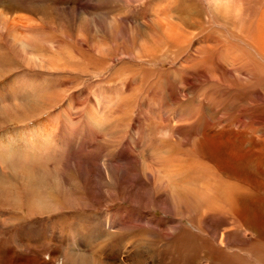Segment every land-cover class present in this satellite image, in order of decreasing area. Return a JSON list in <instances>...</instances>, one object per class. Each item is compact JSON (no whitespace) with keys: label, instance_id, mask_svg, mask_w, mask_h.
Segmentation results:
<instances>
[{"label":"rangeland","instance_id":"obj_1","mask_svg":"<svg viewBox=\"0 0 264 264\" xmlns=\"http://www.w3.org/2000/svg\"><path fill=\"white\" fill-rule=\"evenodd\" d=\"M263 10L264 0H0V264H147L154 252L164 264L158 236L173 222L198 242L184 259L176 246L169 264H262L264 194L252 187L253 230L221 246L235 226L201 232L169 186L198 188L204 170L223 185L207 157L227 138L254 142L256 155L250 168L243 155L224 165L240 179L231 190L262 185ZM124 220L155 234L120 230Z\"/></svg>","mask_w":264,"mask_h":264},{"label":"bare ground","instance_id":"obj_2","mask_svg":"<svg viewBox=\"0 0 264 264\" xmlns=\"http://www.w3.org/2000/svg\"><path fill=\"white\" fill-rule=\"evenodd\" d=\"M264 11V10H263ZM263 12H261L262 14ZM18 29V28H17ZM259 33H258V41L259 44L261 46V48L264 50V17H262V21L259 24ZM254 130H252L253 132ZM244 133V132H243ZM235 134V133H234ZM224 145L220 148H218V150H212L210 157H207L208 159H210L213 163L214 166L220 171H221V175L220 176L225 183H223V185H220L217 181L212 182V180L210 179V175H209V171H203L204 173H206V175L201 174V176L199 177V181H201V185L198 188H195L193 190H187V186L183 185V184H187V183H178L177 185H172L169 186V188H171L172 191H174V198L172 200H174L175 202H177L181 208V214L185 215L188 214L190 217L194 216V220L196 221V224L199 227V230L201 232H204V230L206 231L205 228H208L210 225L212 226V224L215 221H222V223H220V225H234L235 228L234 230L226 233V235L222 236V241L220 243L219 241V245L223 246H229V244L232 242V237L231 235H238L243 236L244 235V230H249L252 231L253 230V226L255 225V221L253 219V216H251V214L254 212L253 208L254 206H252V200L251 198L253 197L254 191H256V189L258 190V194H260L261 196L264 194V181L262 183V185L260 186H253L251 185V183H249L248 186L249 188L247 190L244 191H240L238 190V188L236 189H232L231 188L235 185L238 186V184L236 183V181H239L240 179L235 177L230 171L226 170V168L224 167V165H232L233 163H236L234 161V157L236 155H243V159L240 160L239 162H237V164H243L245 163L246 165L249 166V168L252 166V164L255 161L256 155L254 154V142H251L250 140H231L229 138H227L224 143ZM250 149L251 152H248ZM257 158H260L259 160L264 159V150L260 151L259 154L257 155ZM209 161V162H211ZM209 164V163H208ZM208 164H204L202 163V167L203 168H209L211 167L209 165V167L207 166ZM236 164V165H237ZM206 165V166H205ZM212 165V164H211ZM244 165V164H243ZM198 166V165H197ZM247 166V167H248ZM200 168V167H199ZM176 169V168H175ZM202 169V168H200ZM203 170V169H202ZM198 171V172H197ZM194 172H197V174H199L200 170H196ZM211 172V171H210ZM212 172H217V170H215V168L212 169ZM208 173V174H207ZM228 178V180H226V177ZM178 176V175H177ZM263 179H264V172H263ZM126 177V176H125ZM191 177V176H190ZM194 177V176H193ZM198 178V176H197ZM180 179V177H179ZM195 180V179H194ZM197 180V179H196ZM195 180V181H196ZM234 180V181H233ZM236 180V181H235ZM244 180V179H243ZM186 182V181H185ZM235 182V183H234ZM26 184H29L26 182ZM181 184V185H179ZM222 184V183H221ZM170 185V184H168ZM251 185V186H250ZM30 186V184H29ZM34 186V185H33ZM231 186V187H230ZM240 186V185H239ZM256 188L253 191V188ZM168 188V187H167ZM241 188V187H240ZM26 189V188H25ZM239 191V192H238ZM35 193V192H34ZM33 193V194H34ZM137 194V193H136ZM39 196V194L37 195ZM31 197V196H30ZM34 198V197H33ZM182 198V199H181ZM38 199V198H37ZM43 199V198H42ZM181 199V202H180ZM28 200V199H27ZM32 200V198H31ZM168 200V199H167ZM162 202V201H161ZM199 202L203 203L200 204ZM26 203V202H25ZM28 203V202H27ZM161 204V203H160ZM175 204V203H174ZM27 205V204H26ZM207 205H211L208 206ZM69 206V205H68ZM166 206V205H165ZM43 206H41L42 208ZM162 206H160L161 208ZM168 207V206H167ZM206 207H207V211H206ZM44 208V207H43ZM165 208V207H164ZM170 208V207H169ZM201 208V209H200ZM33 210H38L40 211L39 207H33ZM255 209V208H254ZM32 210V211H33ZM166 210V209H165ZM201 212H200V211ZM46 211V210H45ZM162 211V210H161ZM12 212V211H11ZM73 212V211H72ZM178 212V211H177ZM47 213V212H46ZM45 213V214H46ZM197 213H199V215H197ZM203 213V215H201ZM207 213V214H206ZM14 214L11 213V215ZM34 214V213H33ZM10 215V214H9ZM37 215V213H36ZM206 215L208 217H206ZM76 216V215H75ZM196 216H197V220H196ZM202 216V218H201ZM41 219V218H40ZM61 219V218H60ZM97 219V218H96ZM131 220V219H130ZM160 220V219H159ZM213 221V223H212ZM71 222V221H70ZM141 222V221H140ZM212 223V224H211ZM74 224V222H73ZM90 225V223H89ZM162 225V224H161ZM105 226V225H104ZM71 227V225H70ZM107 227V226H105ZM123 227V228H122ZM162 228V227H161ZM133 230V233H135L136 231H139L140 234H142L141 236L139 234H135L137 237L142 238V236H146L143 239H147L149 241V238L155 234L154 229L151 225H140L137 224L136 222L131 223L130 221L124 220L123 224L120 225V230ZM163 232L158 236L159 241L165 242L168 241L167 247L165 248V250L163 251V253L165 254V259L166 261H169V257L171 259L174 258V248L176 246H182L184 249V253H183V259H184V255L188 254V252L186 253V248L189 242L193 243L191 240L198 242L196 238L193 237V235H191L193 232L191 231H183L180 230L178 228V225H175V223L173 222L172 225H168V226H164ZM210 229V228H209ZM217 229V227H216ZM233 229V228H232ZM43 230V229H42ZM158 230V229H157ZM187 230V229H185ZM215 230V229H214ZM220 230V229H219ZM114 231V230H113ZM199 231V232H200ZM218 231V229H217ZM226 231L223 230V232ZM125 232V231H124ZM206 232H210V230L206 231ZM212 232V231H211ZM96 233V232H95ZM103 233V232H102ZM216 233V232H215ZM128 234V233H127ZM213 234V233H212ZM94 232H93V238L94 237ZM98 235V233H97ZM200 236V234H197ZM118 236V235H117ZM92 237V236H90ZM111 237V236H110ZM116 237V236H115ZM103 238V237H102ZM106 238V237H105ZM139 238V239H140ZM92 239V238H91ZM97 239V238H96ZM101 239V238H100ZM109 239V238H106ZM236 239V238H235ZM95 240V239H94ZM98 240V239H97ZM102 240V239H101ZM234 240V239H233ZM87 241V240H86ZM90 241V240H89ZM99 241V240H98ZM142 240H140L141 242ZM188 241V242H187ZM240 241V240H238ZM135 242V241H134ZM144 242V241H143ZM209 242V240H208ZM92 243V242H91ZM109 240L106 241V244L108 245ZM152 243V242H151ZM210 243V242H209ZM238 243V242H237ZM261 243V242H260ZM95 244V243H94ZM137 244V243H136ZM156 244V243H155ZM241 244V243H240ZM87 245V244H86ZM104 245V244H103ZM159 245V244H158ZM157 245V246H158ZM100 246V245H99ZM97 245V247H99ZM204 246V245H203ZM90 247V246H89ZM93 247V246H92ZM137 250H135V252L133 253V255H135L136 257H140L143 255L142 250H139V246L137 244ZM148 247V246H147ZM151 247V246H150ZM204 248V247H203ZM220 249H218L219 251H222V247H219ZM101 249V248H99ZM149 249V248H148ZM194 249V248H193ZM150 250V249H149ZM181 250V249H179ZM178 250V251H179ZM195 250V249H194ZM69 251V250H68ZM74 251V250H73ZM81 251V250H80ZM87 251V250H86ZM148 251V250H147ZM152 251V250H151ZM202 251V250H201ZM71 252V251H70ZM75 253V252H73ZM150 253V252H149ZM162 252H160L161 254ZM79 254V253H78ZM82 254V253H81ZM95 254V253H94ZM148 254V253H147ZM160 254L157 255L155 252L154 254H150L147 259H150V262L157 264V260L160 257ZM56 255V254H55ZM68 255V254H67ZM66 255V256H67ZM86 256V255H85ZM83 257V256H82ZM263 257V256H262ZM66 258V257H65ZM87 258V257H86ZM90 258V257H89ZM96 261L97 262H101V260L98 261L99 259V255L97 256L96 253ZM164 258V257H163ZM73 259V260H72ZM72 264H86L87 261L83 258H79L76 256L72 257ZM91 259V258H90ZM105 259V258H103ZM257 259V258H256ZM261 259V258H260ZM30 260V259H29ZM32 260V259H31ZM68 260V259H67ZM160 260V259H159ZM259 260V259H258ZM8 261V260H7ZM10 261V260H9ZM34 261V260H33ZM36 261V260H35ZM54 261V259H53ZM168 261L164 264H169ZM221 261V260H220ZM260 261V260H259ZM11 262V261H10ZM65 260H64V264H65ZM95 262V261H94ZM150 262L147 261V264H149ZM35 263V262H34ZM137 263H139L137 261ZM136 263V264H137ZM237 261H235L234 259H229L227 264H236ZM261 263L264 264V260H261ZM15 264V263H14ZM53 264H56L53 262ZM69 264V263H68ZM92 264V262L90 263ZM96 264V263H94ZM104 264V263H103ZM130 264V263H128ZM161 264V263H159ZM172 264V262H171Z\"/></svg>","mask_w":264,"mask_h":264}]
</instances>
